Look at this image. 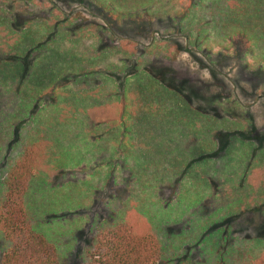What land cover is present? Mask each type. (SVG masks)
<instances>
[{
	"label": "rangeland",
	"instance_id": "1",
	"mask_svg": "<svg viewBox=\"0 0 264 264\" xmlns=\"http://www.w3.org/2000/svg\"><path fill=\"white\" fill-rule=\"evenodd\" d=\"M24 153L61 264H264V0H0V201Z\"/></svg>",
	"mask_w": 264,
	"mask_h": 264
},
{
	"label": "trees",
	"instance_id": "2",
	"mask_svg": "<svg viewBox=\"0 0 264 264\" xmlns=\"http://www.w3.org/2000/svg\"><path fill=\"white\" fill-rule=\"evenodd\" d=\"M28 153L15 163L0 201V234L7 243L3 264H61L57 248L29 216L27 197L33 175ZM89 264H159L162 245L151 235H137L124 225H110L95 237Z\"/></svg>",
	"mask_w": 264,
	"mask_h": 264
}]
</instances>
